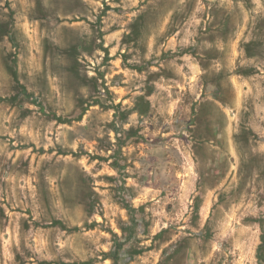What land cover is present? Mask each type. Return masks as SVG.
I'll use <instances>...</instances> for the list:
<instances>
[{
  "label": "rangeland",
  "instance_id": "1",
  "mask_svg": "<svg viewBox=\"0 0 264 264\" xmlns=\"http://www.w3.org/2000/svg\"><path fill=\"white\" fill-rule=\"evenodd\" d=\"M0 264H264V0H0Z\"/></svg>",
  "mask_w": 264,
  "mask_h": 264
}]
</instances>
